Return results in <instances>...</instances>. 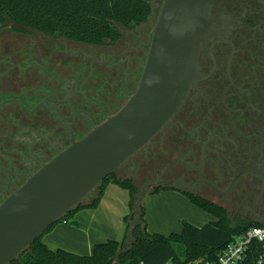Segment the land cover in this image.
<instances>
[{"label":"flooded vegetation","instance_id":"af4514ba","mask_svg":"<svg viewBox=\"0 0 264 264\" xmlns=\"http://www.w3.org/2000/svg\"><path fill=\"white\" fill-rule=\"evenodd\" d=\"M147 1L152 15L117 28L120 37L111 45L51 36L0 43V204L132 94L164 0ZM199 73L170 125L114 175L132 180L141 196L175 190L264 227V8L258 0H213Z\"/></svg>","mask_w":264,"mask_h":264},{"label":"water","instance_id":"95a60500","mask_svg":"<svg viewBox=\"0 0 264 264\" xmlns=\"http://www.w3.org/2000/svg\"><path fill=\"white\" fill-rule=\"evenodd\" d=\"M258 1L264 8V0ZM212 6L213 0L163 1L132 94L0 204V264L17 259L170 125L200 79L199 54ZM141 199L138 194L136 203Z\"/></svg>","mask_w":264,"mask_h":264},{"label":"trees","instance_id":"16d2710c","mask_svg":"<svg viewBox=\"0 0 264 264\" xmlns=\"http://www.w3.org/2000/svg\"><path fill=\"white\" fill-rule=\"evenodd\" d=\"M151 12L147 0H0V26L6 21L15 30H30L44 36L90 45H111L120 37L117 27L132 28L146 21ZM108 183L128 193V214L124 220L121 241H106L93 246L88 256L63 250L52 251L36 239L28 249L9 264H160L166 260L178 263L196 260L213 261L232 237L250 227L260 226L238 216L228 218L216 205L183 195L195 207L211 214L214 221L195 227L181 221L179 233L167 236L146 232L142 203H136L138 189L132 180L108 176L91 193L90 202L79 204L58 222H67L82 208H95ZM153 190L149 195L158 194ZM144 195H142L143 197ZM57 222V223H58ZM56 224V223H55ZM130 233V234H129ZM130 239L133 241L129 244Z\"/></svg>","mask_w":264,"mask_h":264},{"label":"crops","instance_id":"0c3cea01","mask_svg":"<svg viewBox=\"0 0 264 264\" xmlns=\"http://www.w3.org/2000/svg\"><path fill=\"white\" fill-rule=\"evenodd\" d=\"M176 192L177 191H170V194H176ZM163 194H165L163 191L154 195L146 194L142 197L141 203H144L145 208L149 201L159 199ZM177 194L180 195V193ZM179 195L176 196L185 202L186 198L183 196L182 198ZM189 204L191 203L187 201L186 205L188 206ZM127 214V191L115 184L108 183L95 208L79 209L73 213L67 222L62 221L54 224L52 228L42 236L41 242L52 251L63 250L79 256H88L91 254L92 248L96 244L106 241H121L125 228L123 218ZM176 214L177 213L174 211H169V213H167L164 209L158 211V215H160L165 222H168L171 218L173 219ZM214 220L215 219H213V221ZM190 224L193 225L192 223ZM174 229L175 226L171 223L167 225L161 223L156 227H149L146 222V231H150V233L148 232L149 234L167 236L170 233H179L181 225L176 228L177 230Z\"/></svg>","mask_w":264,"mask_h":264},{"label":"rangeland","instance_id":"374dc122","mask_svg":"<svg viewBox=\"0 0 264 264\" xmlns=\"http://www.w3.org/2000/svg\"><path fill=\"white\" fill-rule=\"evenodd\" d=\"M158 10L156 11L154 18H153V23L155 21L156 15H157ZM121 31V36H124L126 38H129L128 36H130L129 33H126V31H123L122 29ZM46 37H50V36H44L41 34H38L36 32H32V31H16L14 26H12L9 22H5L3 25L0 26V43H2L3 41H13L14 45H18L20 46L19 42L23 41L26 42L27 40L30 39H38V38H46ZM56 37L58 39H60L63 42V38L61 37H57V36H53ZM131 38H134L133 35L131 36ZM21 40V41H20ZM65 40V39H64ZM67 41V40H66ZM0 57L3 59L5 58V55L0 54ZM138 157V155H137ZM136 157V158H137ZM129 164V163H127ZM126 164V167H127ZM137 174H133V178H136ZM138 176V175H137ZM145 191L149 190L148 187H145ZM165 194H163V196H161V198L156 199L154 201H149L148 205L145 206L144 208V203H142V207L144 209V218L146 219L145 223L147 222L149 227L150 226H154L156 227L159 224H163V225H167V224H172L173 226H175L174 230H177L176 228H178L181 225V221H187L189 223H192L195 226H202L203 224L213 221L214 217L195 207L192 206L191 204H189L188 206L186 205L187 201L185 199V202L183 200H181L177 194L178 192H176V194H170V191H163ZM173 192H175V190H173ZM172 193V192H171ZM180 197H182L183 195H179ZM93 196L89 195L84 201L83 203H88L90 202L91 198ZM184 197V196H183ZM182 197V198H183ZM142 200V199H141ZM164 209V211H166L167 213H169V211H174L176 212V216L167 222H165L160 215H158V211ZM144 219V220H145ZM149 232L150 231H146Z\"/></svg>","mask_w":264,"mask_h":264},{"label":"built area","instance_id":"2783aa9c","mask_svg":"<svg viewBox=\"0 0 264 264\" xmlns=\"http://www.w3.org/2000/svg\"><path fill=\"white\" fill-rule=\"evenodd\" d=\"M160 264H264V227H250L242 234L232 237L213 261L196 260L178 263L166 260Z\"/></svg>","mask_w":264,"mask_h":264}]
</instances>
